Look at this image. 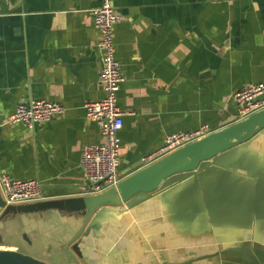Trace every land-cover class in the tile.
<instances>
[{
  "label": "crops",
  "instance_id": "crops-1",
  "mask_svg": "<svg viewBox=\"0 0 264 264\" xmlns=\"http://www.w3.org/2000/svg\"><path fill=\"white\" fill-rule=\"evenodd\" d=\"M100 2L0 0V173L38 178L45 199L86 194L81 148L104 140L84 108L103 96ZM113 3L122 178L169 153V134L238 119L233 93L264 82V0ZM30 98L64 110L34 129L8 123ZM217 159L95 222L96 211L10 219L4 242L53 264H264V129Z\"/></svg>",
  "mask_w": 264,
  "mask_h": 264
},
{
  "label": "built area",
  "instance_id": "built-area-1",
  "mask_svg": "<svg viewBox=\"0 0 264 264\" xmlns=\"http://www.w3.org/2000/svg\"><path fill=\"white\" fill-rule=\"evenodd\" d=\"M93 23L99 32L98 46L101 50V67L98 74L103 96L84 103L86 116L95 121L104 140L85 144L81 148L80 165L85 173L87 193L102 191L115 185L121 178L119 173L118 132L123 125L124 111L117 103V89L123 79L120 63L115 56L113 27L120 16L113 0H101L92 9ZM238 119L264 107V82H251L233 93ZM64 107L55 101L27 99L19 101L7 116L8 123L20 122L30 129L62 113ZM210 129L206 124L196 129L169 134L161 151L170 152L184 144L204 136ZM41 181L38 178L15 179L0 173V192L5 204L21 203L43 198Z\"/></svg>",
  "mask_w": 264,
  "mask_h": 264
},
{
  "label": "water",
  "instance_id": "water-1",
  "mask_svg": "<svg viewBox=\"0 0 264 264\" xmlns=\"http://www.w3.org/2000/svg\"><path fill=\"white\" fill-rule=\"evenodd\" d=\"M262 129L264 107L170 151L154 162L120 178L115 185L95 193L5 204L0 192V264H53L37 255L10 247L4 242L3 237L6 239L13 234L7 226L10 219L24 214H42L47 210H57L64 214L81 212L88 218L96 211L92 218L95 222L104 212H112V206L127 202L136 194L147 195L153 192L172 175L196 171L218 160L217 158H229L239 144L249 140ZM19 237L26 238V234L23 233Z\"/></svg>",
  "mask_w": 264,
  "mask_h": 264
}]
</instances>
